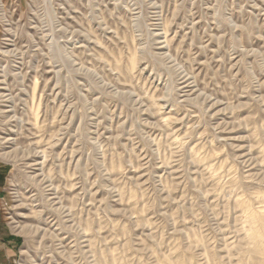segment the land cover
<instances>
[{"label": "rangeland", "instance_id": "1", "mask_svg": "<svg viewBox=\"0 0 264 264\" xmlns=\"http://www.w3.org/2000/svg\"><path fill=\"white\" fill-rule=\"evenodd\" d=\"M264 0H0V264H264Z\"/></svg>", "mask_w": 264, "mask_h": 264}, {"label": "bare ground", "instance_id": "2", "mask_svg": "<svg viewBox=\"0 0 264 264\" xmlns=\"http://www.w3.org/2000/svg\"><path fill=\"white\" fill-rule=\"evenodd\" d=\"M259 251V253H263L264 252V250L263 249H260V250H258Z\"/></svg>", "mask_w": 264, "mask_h": 264}]
</instances>
